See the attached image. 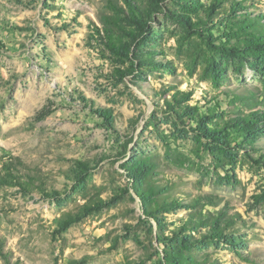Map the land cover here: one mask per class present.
<instances>
[{"label":"rangeland","instance_id":"374dc122","mask_svg":"<svg viewBox=\"0 0 264 264\" xmlns=\"http://www.w3.org/2000/svg\"><path fill=\"white\" fill-rule=\"evenodd\" d=\"M131 1L141 23L125 0H0V170L19 159L36 180L0 187V264H169L183 231L201 260L264 264L258 153L216 149L170 108L185 93L199 117L264 115V56L250 49L264 0ZM146 162L169 200L214 204L153 202L157 222L133 179ZM200 212H226L225 240Z\"/></svg>","mask_w":264,"mask_h":264},{"label":"trees","instance_id":"16d2710c","mask_svg":"<svg viewBox=\"0 0 264 264\" xmlns=\"http://www.w3.org/2000/svg\"><path fill=\"white\" fill-rule=\"evenodd\" d=\"M125 1L127 2L129 14L136 19L135 21L140 22V19L137 18L138 14L132 1ZM262 40H252L250 49H254L255 53L264 56V41ZM225 51L228 54L236 55L239 50L226 48ZM187 100V94L177 93L174 96L170 108L173 109L175 113H178V116L184 117L187 121L190 118L196 117L197 127L194 131L198 132L204 139L208 140L212 146H215V148L220 151L227 153L233 152L234 148L232 145L234 142L239 148H252L254 153H258V158L255 163L264 168V154H260L257 147L258 141L264 136V115H262V113L253 114L246 118L238 117L230 121H225L222 119V116L218 115L199 117L197 110L189 107L185 103ZM217 119H219L220 122H215ZM24 167V164L19 159L3 163L0 170V187L17 189L18 192L23 193H30L33 191L32 189H36L35 178L27 172H24V170H22ZM152 168L154 169V165L146 162L139 170L135 171L133 179L135 183H137L136 192L142 199L147 213L149 214L148 216L153 217L157 222H160V218L157 215L159 210L152 211L149 209L153 202H157L158 205L163 204L164 207L166 206L164 211L177 210L182 207L192 209V207L200 205L214 204L210 196L200 197L194 200L193 206H183L180 200H169L170 198L168 195L164 196V194L170 192V189L164 188L161 186L162 184H159L156 180L154 181L148 178L150 175L148 170ZM191 220L197 222L200 225L199 227L208 228L211 239L223 241L225 237L222 231V225L228 223V220L230 221L231 219L227 217L226 212L222 213L219 217L213 215L207 217L200 212L194 214ZM76 221V219H67L60 224L61 226L59 229L64 231ZM183 232L171 238L172 240H170V243L173 244L167 246L168 248L165 251V255L167 256L169 264H216L209 258H204V260L200 259L202 257L198 258L197 254L193 252V248L197 246V243L193 241L195 238L193 236H183Z\"/></svg>","mask_w":264,"mask_h":264}]
</instances>
